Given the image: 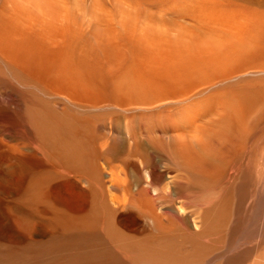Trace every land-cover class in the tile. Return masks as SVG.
Wrapping results in <instances>:
<instances>
[{
  "label": "rangeland",
  "instance_id": "rangeland-1",
  "mask_svg": "<svg viewBox=\"0 0 264 264\" xmlns=\"http://www.w3.org/2000/svg\"><path fill=\"white\" fill-rule=\"evenodd\" d=\"M37 79L0 52V148L12 157L0 159L10 174L1 184L0 259L188 264L200 241L196 248L211 254L207 264H231L240 251L261 243L244 262L250 264L264 249V112L250 122L215 126L226 143L214 141V153L204 155L178 151L159 111L93 108ZM240 80H248L257 97L264 74L229 83ZM67 114L80 122L77 137L64 121ZM50 125L60 134L57 142L47 136ZM70 141L84 149L92 143L91 153L73 158L61 152ZM9 146L20 147L22 159ZM209 192L219 197L206 199ZM141 217L154 227L143 228ZM204 219L207 230L196 231L194 223Z\"/></svg>",
  "mask_w": 264,
  "mask_h": 264
},
{
  "label": "bare ground",
  "instance_id": "bare-ground-1",
  "mask_svg": "<svg viewBox=\"0 0 264 264\" xmlns=\"http://www.w3.org/2000/svg\"><path fill=\"white\" fill-rule=\"evenodd\" d=\"M140 2L153 11H163L172 19H183L188 22L204 20V27L207 30H223L231 43L222 53L208 56L170 75L148 74L143 70L139 52L132 40L123 39L110 47L98 46L95 43L93 26L81 29L65 42L51 47L19 28L23 14L18 0L16 2L5 0L2 11L0 10V52L28 74L50 86L52 92L54 90L57 94L73 97L74 99L69 100L79 104L93 108L114 106L125 110L159 111L163 117L161 120L171 125V136L190 128L195 122L210 120L221 111L224 115L214 121L212 127H220L230 120L238 124L246 123L251 112L258 105L264 104V83H260L258 93L256 92L257 97H254V90L250 89L252 84L248 80H240L233 84L229 82L247 73L264 74V0H140ZM121 59L124 61L121 73L108 76L105 72L107 64ZM125 74L126 78L121 79ZM118 80L121 81L119 84L116 83ZM64 121L73 127L71 137H77V132H80L81 128L78 126L79 120L67 114ZM180 124L183 128H179ZM59 135L55 128L48 126L47 136L52 141L57 142ZM92 145L91 143L89 148L84 149L76 142L70 141L59 150L73 158H79L84 153H91ZM9 147L15 149L13 152L20 154L22 159L23 152L20 147ZM9 154L6 149L0 148V159L7 158L8 162L11 161L12 157ZM17 164L19 163H14V169L19 166ZM6 166L9 169V163H6ZM3 170L1 167L0 193L1 184L8 182L10 175ZM35 182V179L31 178L28 183L32 191ZM17 197L22 198L21 195ZM200 224L197 221L194 223L196 231L198 228L202 231L207 230L205 219L200 221ZM199 231L197 233L202 232ZM221 239L223 241V238ZM18 242L20 246L24 244L23 240ZM199 242L194 247L196 253L194 259L191 262L187 261L188 264L209 263L211 254L209 256L196 248ZM246 242L243 243L247 245ZM260 244L249 245L247 250L240 251L242 255L236 260L233 259L231 264H245L244 262L251 258L252 252L258 249ZM234 245L238 248L242 242ZM257 252L250 264H264V249ZM14 260L15 262H11L7 258H2L0 264H22L17 258Z\"/></svg>",
  "mask_w": 264,
  "mask_h": 264
},
{
  "label": "clouds",
  "instance_id": "clouds-1",
  "mask_svg": "<svg viewBox=\"0 0 264 264\" xmlns=\"http://www.w3.org/2000/svg\"><path fill=\"white\" fill-rule=\"evenodd\" d=\"M23 18L19 28L29 36L56 47L81 29L93 28L98 46H112L123 39L132 40L139 52L143 70L148 74L170 75L188 68L204 58L222 53L231 40L225 32L207 30L205 21L188 22L169 18L163 11L144 7L140 0H18ZM246 23V22H245ZM124 61L108 63V76L121 73ZM126 78V74L121 79ZM121 81H117L119 84ZM264 112L260 104L248 117L249 122ZM224 112L204 122H195L184 131L175 133L172 142L178 151L212 155L214 141L226 140L212 127ZM209 192L206 199L218 198ZM143 228L151 229V220L141 217Z\"/></svg>",
  "mask_w": 264,
  "mask_h": 264
}]
</instances>
